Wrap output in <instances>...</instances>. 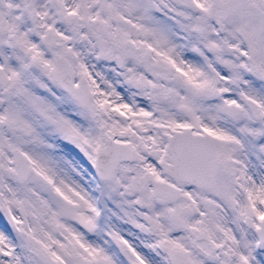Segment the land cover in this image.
<instances>
[{
    "label": "snow or ice",
    "instance_id": "obj_1",
    "mask_svg": "<svg viewBox=\"0 0 264 264\" xmlns=\"http://www.w3.org/2000/svg\"><path fill=\"white\" fill-rule=\"evenodd\" d=\"M0 264H264V0H0Z\"/></svg>",
    "mask_w": 264,
    "mask_h": 264
}]
</instances>
